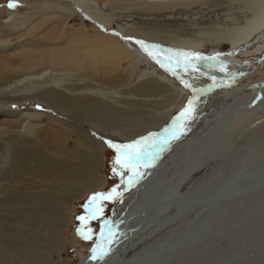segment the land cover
Masks as SVG:
<instances>
[{
    "label": "bare ground",
    "instance_id": "obj_1",
    "mask_svg": "<svg viewBox=\"0 0 264 264\" xmlns=\"http://www.w3.org/2000/svg\"><path fill=\"white\" fill-rule=\"evenodd\" d=\"M68 1L73 3L76 8L82 7L81 3H86L85 0ZM142 1L146 2V0ZM147 1L150 9L171 11L178 6H192L202 0ZM240 1L248 12V17L242 25L230 30V34L227 33L226 43L232 48L226 51L214 49L211 53H203L194 48L184 49L178 45H163L138 37H126L114 31L110 32L112 37L109 40H105L97 34L78 35L72 33L70 35L69 33L65 36L61 35V46L51 50H39L42 53L37 50L27 52L24 49H18L16 52L17 47L4 51L5 54L0 55V93L1 90L8 87L12 92L15 90L33 94L32 98L37 100H45L41 96L43 94L57 93L62 97V100H69V106L76 107L79 112L89 111V115L82 116L76 110L68 111L65 108L69 115L81 122L87 121L93 126L98 123L110 125V128L120 133L123 132L121 134L130 138L132 142L153 133H159L161 137L165 133L164 129L169 128L171 124V115H162L161 111L164 110V107L152 105L155 101L150 96L167 92L175 95V90L171 88L172 82L167 73L169 70L148 55L141 43L138 42L142 41L149 46H159L158 48L150 47L149 51H163L164 55H173L174 59L176 53H197L205 58L203 60L193 58L197 69H199L197 72H206L212 78L228 75L243 63V59L240 60L236 56L248 55L264 43V0ZM86 6L92 9L90 4ZM7 17L3 18L4 21L9 19ZM95 22L98 24V28L100 27L99 32L103 33L102 29L105 28L103 21L96 20ZM38 23L40 24H36L28 31L49 23V20L45 19ZM44 27L42 31L32 32L42 33L46 38L60 37L56 26L49 23ZM116 39L120 44L116 43ZM103 41L105 42L100 45ZM124 55L131 59L127 65L129 76L136 69H140V73L136 76V81L139 83L135 84L136 86L132 90L135 95L129 97L110 98L97 89L87 90L89 93H75L71 87L64 85L65 81L58 76L60 73L55 72L60 66L61 71L66 70L65 66H67L69 70L81 69L87 70L86 72L91 75L100 74L108 82L116 83L125 80L119 71V67H122L120 58ZM181 60L183 61V57ZM40 66L43 67L42 73L34 76V71L40 72L41 69H38ZM141 66H144V69H141ZM14 67L15 69L12 70ZM19 69L22 70V74L18 78L15 77L16 79L13 78L14 80L11 78L9 82L10 73ZM175 70L178 73L183 71L182 69ZM195 82L203 84L202 80L197 78L188 81V84L195 85ZM12 84L16 86L13 87ZM183 91L187 92L185 89ZM232 107L230 108L233 109ZM4 108L5 106L0 104V111L5 112V116L14 118L15 121L22 124L20 127L24 126L31 130L32 132L29 133L34 135L33 140H28L25 146L21 145L19 153L27 150L33 153V157L37 156L40 165L39 168H36L41 172L47 171L52 163H58L63 180H68L69 185H73L74 182L75 185L78 183L73 191L71 186L68 187L70 191L67 192V203L102 189L105 185V178L101 173V168L104 164L103 155L105 153L95 150L91 131L84 129V126L67 121L63 122L64 128L60 125H56V127L49 125L43 129L36 124L35 129H32L30 126L33 122L32 118L37 116L38 111L31 108L7 107L4 111ZM194 115L196 114L192 113L191 118L184 122L183 128L179 129L175 135L171 134L162 147L158 146L160 148L151 158L149 157L150 161L130 184L124 199L122 198L121 204L117 206L109 221L111 225H114L115 236L113 242L109 244L108 254L100 260L92 259L96 246L106 239L105 229L104 236L100 235L96 239L79 264H264V197H261L264 196V190L258 197V193L254 194L256 192L254 189L259 188L262 183L264 184V158L260 163L261 178L254 175L251 169H247L248 177L245 180L242 173L241 175L237 173L226 175V171L229 169V163L233 164L235 160L246 157L248 151L233 152L223 158L220 157L219 151L213 149L212 146L210 148L213 150H210L207 146L208 143L203 142L201 144V146L204 144L201 147L202 156L198 152L199 149L188 150L181 156L182 150L187 149L186 144L188 143H183L181 133H183L185 125L188 127L187 124L194 119ZM213 120V118L207 120L206 130L210 126L217 125V122L215 121V123ZM129 128L135 129L134 132ZM69 135H74L75 145L73 148L68 147V143L66 144ZM199 135H206L205 130H201ZM199 135L198 133L194 134L195 137ZM213 136L216 142L222 140V135L219 132ZM165 139L166 137L162 143ZM16 143L7 145L3 143L5 154L0 163V171H4L8 161H16L15 156L18 153ZM209 144H212V140ZM37 147H41L42 152ZM189 148L193 149L194 146L190 145ZM48 151L51 152L47 153ZM192 152L195 153L191 155ZM175 157L184 160V163L177 166L173 161ZM213 159L216 162L207 170L208 162ZM199 170L202 172L194 176L193 174ZM185 180L187 181L184 184L186 188L180 190ZM252 190L254 191L252 192ZM37 196L40 198L30 202L32 208L39 209L37 210V224L28 222L30 228L27 231L23 228L25 224L17 225L19 228L15 229L20 233L22 242L24 238H29L24 248L26 252L20 247L22 249L20 253H25L21 255L11 253L9 243L12 246V242L7 239H13L10 232L15 230L4 234L7 229L2 231L0 229L3 233L0 236V264H47L51 253L60 254L59 252H63L64 234L70 222V219L65 216L64 200H57L58 205H56L55 200L52 202V199L50 200L42 193ZM49 200L51 205L48 203ZM32 208L28 212H26L27 208H19L26 212L27 221L33 218L31 217L33 216ZM215 210L219 213L224 211L221 220L216 217ZM209 218L212 227L210 224L205 226V222ZM18 223L19 221L15 220L8 226H12L10 228L12 229ZM150 227H156V231L158 228L164 229L153 235L152 240L151 237L142 240L150 232H154V229ZM202 228H204L203 233L198 234L197 232ZM15 233L13 232L14 235ZM2 238L7 239L3 240ZM30 241L32 242L30 243ZM144 241L145 243H143ZM2 243H5V249L2 247ZM138 243L141 244L140 247L128 254L129 259L125 258L123 254L126 252V248ZM193 244L197 246L193 247ZM119 258L122 259V262Z\"/></svg>",
    "mask_w": 264,
    "mask_h": 264
},
{
    "label": "rangeland",
    "instance_id": "obj_2",
    "mask_svg": "<svg viewBox=\"0 0 264 264\" xmlns=\"http://www.w3.org/2000/svg\"><path fill=\"white\" fill-rule=\"evenodd\" d=\"M85 2V4L81 3L82 7L76 8L68 0H0V55H4V51L13 47H17L16 52H18V49H24L27 52L34 50L41 52L39 51L41 49L51 50L54 47L61 46V35L65 36L69 33L70 35L72 33L78 35L97 34L105 40H109L112 37L111 31L126 37H138L163 45H178L184 47V49L194 48L203 53H211L214 49L226 51L232 48L226 43L227 33L235 27L242 25L248 17V12L240 0H202L192 6H178L171 11L150 9L148 8L149 2L147 0V3L142 0H85ZM10 3H15L16 6L9 7ZM88 4L92 5V9L86 6ZM7 16L9 19L4 21ZM45 19L49 20L50 25L57 27L60 37L46 38L43 37L42 33L32 32L37 30L42 31L43 27L49 23L35 27V30L28 31L33 26H36V24L39 25L40 23L38 22ZM96 20L103 21L105 27V30L102 29L103 33L99 32L100 27L98 28ZM117 39L116 43L120 44ZM104 42H101L100 45ZM255 49L248 55L236 56L240 60L243 59V63L238 65L228 75L219 76L218 78H212L206 72L179 71L178 73L175 70L177 73L173 74L172 71H167L168 77L172 82L171 88L175 90V95L167 92L150 96L155 101L152 105L164 107V110L161 111L162 115H171L169 129L173 127V122L188 106L189 102L192 101L194 103L193 114L197 116L194 115V119L187 124L188 127L185 125L183 133H181L183 143L188 142L186 144L187 149L182 150L181 156L188 150L196 151V149H199L198 152L202 156L201 147L204 144L202 146L201 144L203 142L208 143L207 146L209 148L212 146L213 149L219 151L220 157L223 158L233 152L248 151L246 157L235 160L233 164L229 163V169L226 171V175L234 173L241 175L242 173L244 174L243 177L246 178L245 180L248 177L247 169H251L254 175L261 178L262 169L260 163L261 159L264 158V43L260 48ZM130 60L126 55L120 58L122 67H119V71L125 77V80L116 83L108 82L100 74L91 75L86 72L87 70L81 69L69 70L67 66H65L66 70L61 71L60 66L58 71L55 72L60 73L58 76L61 80L65 81L64 85L71 87L75 93H89L87 90L97 89L100 93L106 94L110 98H117L116 96L129 97L135 95V92H132V90L135 88V84L139 83V81H136V76L140 73V69L138 68L131 76L128 75L127 65ZM20 63L22 64V62ZM42 68L40 66L38 68L41 69L40 72L34 71L33 75L37 76L42 73ZM142 68L144 69V66H141ZM14 69L15 67L12 70ZM21 72L22 70L20 69L11 72L9 75L10 80L8 81L10 82L11 78L12 80L15 77L18 78L22 74ZM194 78L202 80L201 83L203 84H197V82H195V85L188 84V81H193ZM204 80L206 82H203ZM186 84L190 85V87H187ZM12 86L16 85L12 84ZM183 89L187 92H184ZM0 94L2 99H0V104L5 106V108H31L38 111L37 116L32 118L33 122L30 125L32 129H35L36 124L43 129L49 125H54L55 127L56 125H60V127L64 128L65 124L63 122H73L82 127L84 126V129L87 131H91L95 150L105 153V156L103 155V169L101 168V173L105 178V185L102 189L90 192L75 201L67 203V192L70 191L68 187L71 186L73 191V188L75 189L78 183L75 185L74 182L73 185H69L68 180H63L58 163H52L47 171L41 172L36 168H39L40 165L37 156L33 157V153L27 150L19 153L21 145L25 146V143L32 139L34 135L32 136L29 133L32 132L31 130L24 126L20 127L22 125L20 122L15 121L12 117L5 116V112L0 111V163L5 154V145L17 142L18 147V153L15 156L16 161L15 159V162L13 160L8 161L4 171H0L1 231L7 229L4 234H9L11 230L18 229V226H23V224H25L23 226L24 230L27 231L30 228L28 222L34 225L37 224V210L39 209L32 208L30 202L34 199H39L40 196L37 195L41 193L50 198V200L52 199V202L55 200L56 205H58L57 200H64L66 208L65 216L70 219L64 234L65 245L62 253L59 252L60 254H57V252H53L50 254L47 264H79L82 257L88 253L89 247L105 230L102 219L106 218L110 221L115 209L121 204L122 198L129 190L130 184L139 176L128 170H124V176L121 177L113 171V161L116 152L108 146V142L125 144L132 143V141L124 134H121L123 132L120 133L110 128V125L98 123V125L93 126L87 121L81 122L75 119L66 112L65 108L68 111L76 110L79 112V110L76 107L72 108V106H69V100H62V97L58 96L57 93L43 94L41 96L45 100H37L32 98L33 94L21 93L15 90L12 92L10 88L5 87L4 90H1ZM231 106H233V109L230 108ZM5 108L3 109L4 111ZM79 113L82 116L90 114L88 110ZM209 118H213V121H216L217 125L215 127L210 126L206 130L205 123ZM130 130L134 132L135 129ZM201 130H205L206 135L200 136ZM217 132L221 133L222 140H217L216 142L213 135L217 134ZM195 133H198L199 136L195 137ZM73 136L69 135V140L66 142L70 148H73L75 145ZM170 136V133H164L160 137L158 146L161 145L160 147H162ZM165 137L166 139L162 143ZM208 138L209 142L212 140V144H209ZM24 139L27 140L25 141ZM190 145H193L194 148L190 149ZM158 146L141 162L137 169L139 174L150 161L149 157L151 158L160 148ZM212 148L210 150H213ZM38 149L41 151L42 148L39 147ZM49 152L51 151L47 153ZM194 153L192 152L191 155ZM191 155L189 154V156ZM21 156H23L22 159H20ZM176 159H178V163ZM214 159L208 162L207 170L216 162ZM173 161L177 166L184 163V160H179L178 157L173 158ZM201 172L202 170H199L193 175L197 176ZM193 175H191L192 178ZM186 180L183 182L180 190L182 188L185 190L186 185L184 186V184L190 179ZM78 188L80 189V187ZM113 188H116L121 195L114 200L105 202L104 217L90 221L89 227L93 230L92 239H84L78 231L82 227V222L78 218L85 215L84 206L94 193L108 192ZM254 190H256L254 194L258 193V197L264 190V184L262 183L259 188ZM50 200L48 202L49 205H51ZM19 208H27L26 212L32 208L33 216L31 217L33 218L27 221L26 212ZM223 212L219 213V211L215 210L218 220L222 219L223 216L221 215H223ZM15 220L19 221V223L10 229L12 226L8 225L12 224ZM209 222L210 218L205 222V226L210 224L212 227V223ZM150 228H153L154 232H150L142 240L149 237L152 240L153 235L164 229L158 228L156 231V227ZM203 229L197 233L201 232L200 234H202ZM13 232H16L15 235ZM13 232H10V236L13 239H2L11 240L12 246H14L12 247L9 243L10 252L21 255L26 252L24 248L29 238H24L22 242L20 233L17 230ZM2 234L1 232L0 236ZM194 244L192 245L193 247L197 246ZM140 245L138 243L132 247H127L123 256L126 258L129 253L140 247ZM2 247L5 249V243H2ZM20 247L25 252L20 253L22 250Z\"/></svg>",
    "mask_w": 264,
    "mask_h": 264
},
{
    "label": "snow or ice",
    "instance_id": "obj_3",
    "mask_svg": "<svg viewBox=\"0 0 264 264\" xmlns=\"http://www.w3.org/2000/svg\"><path fill=\"white\" fill-rule=\"evenodd\" d=\"M15 3H10L9 7H15ZM144 47L145 51L153 59H156L162 67H166L169 71H172L173 74H176L175 69H182L185 72L199 71L197 69L194 59L203 60L204 57L200 56L197 53H176L175 59L173 55H164L163 51H149V48H158L159 46H149L144 44L142 41L138 42ZM171 51V50H170ZM162 57V59H161ZM183 57V61L181 60ZM212 59V58H208ZM223 70V69H222ZM190 87V85H187ZM195 99V98H194ZM194 111V103L189 102L188 106L179 114L176 120L173 122L172 128L164 129L166 134L175 135L176 132L183 128L184 122L191 118ZM160 141V134L153 133L147 137H142L140 140L134 141L132 143L117 144L111 141L108 142V146L113 148L116 152L114 158V167L113 171L120 175L124 176V170H128L136 175H139L137 169L140 166L141 162L151 154L152 150L158 146ZM121 195L116 188L108 192H97L94 193L89 200L87 201L85 207V215L80 216L78 219L82 222V227L78 230L81 236L84 239H92L93 230L89 227L90 221L102 219L104 217V208L105 202L111 201L118 198ZM102 224L106 229V239L102 240L100 244L94 249L92 259L100 260L103 259L108 252L110 251L109 244L113 242L115 236L114 225H111L110 222L105 218L102 219ZM101 236H104V233H101Z\"/></svg>",
    "mask_w": 264,
    "mask_h": 264
}]
</instances>
